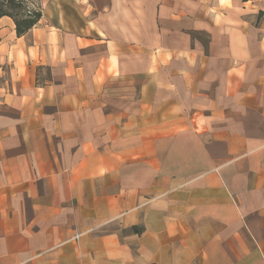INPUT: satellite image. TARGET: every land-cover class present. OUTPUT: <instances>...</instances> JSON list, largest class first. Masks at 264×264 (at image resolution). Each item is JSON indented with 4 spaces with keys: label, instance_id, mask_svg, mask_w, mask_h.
I'll return each mask as SVG.
<instances>
[{
    "label": "crops",
    "instance_id": "obj_1",
    "mask_svg": "<svg viewBox=\"0 0 264 264\" xmlns=\"http://www.w3.org/2000/svg\"><path fill=\"white\" fill-rule=\"evenodd\" d=\"M36 4L0 18V264H264V0Z\"/></svg>",
    "mask_w": 264,
    "mask_h": 264
},
{
    "label": "trees",
    "instance_id": "obj_2",
    "mask_svg": "<svg viewBox=\"0 0 264 264\" xmlns=\"http://www.w3.org/2000/svg\"><path fill=\"white\" fill-rule=\"evenodd\" d=\"M10 17L18 36L27 33L41 18V9L34 0H0V18Z\"/></svg>",
    "mask_w": 264,
    "mask_h": 264
},
{
    "label": "built area",
    "instance_id": "obj_3",
    "mask_svg": "<svg viewBox=\"0 0 264 264\" xmlns=\"http://www.w3.org/2000/svg\"><path fill=\"white\" fill-rule=\"evenodd\" d=\"M79 237H80V234H77V235L74 236V239L76 240V239H78Z\"/></svg>",
    "mask_w": 264,
    "mask_h": 264
},
{
    "label": "rangeland",
    "instance_id": "obj_4",
    "mask_svg": "<svg viewBox=\"0 0 264 264\" xmlns=\"http://www.w3.org/2000/svg\"><path fill=\"white\" fill-rule=\"evenodd\" d=\"M34 3H36V0H34Z\"/></svg>",
    "mask_w": 264,
    "mask_h": 264
}]
</instances>
